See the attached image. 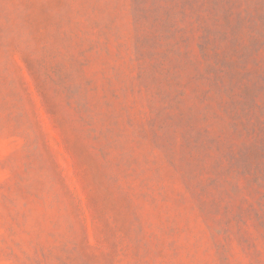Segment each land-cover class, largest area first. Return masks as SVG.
Here are the masks:
<instances>
[{"label":"rangeland","instance_id":"374dc122","mask_svg":"<svg viewBox=\"0 0 264 264\" xmlns=\"http://www.w3.org/2000/svg\"><path fill=\"white\" fill-rule=\"evenodd\" d=\"M0 264H264V0H0Z\"/></svg>","mask_w":264,"mask_h":264}]
</instances>
